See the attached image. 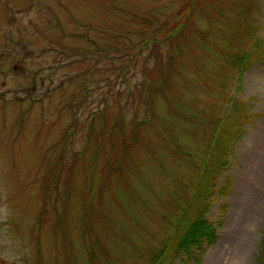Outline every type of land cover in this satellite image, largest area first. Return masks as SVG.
Here are the masks:
<instances>
[{
    "label": "rangeland",
    "instance_id": "374dc122",
    "mask_svg": "<svg viewBox=\"0 0 264 264\" xmlns=\"http://www.w3.org/2000/svg\"><path fill=\"white\" fill-rule=\"evenodd\" d=\"M186 5L193 22L184 35L195 38L180 41L181 64L164 89H150L158 114L125 154L112 123L119 111L133 113L129 102L150 78L143 63L162 59L166 44L161 33L142 40L137 19L173 17ZM229 44L249 62L240 78L234 68L216 78L210 71ZM173 103L177 112L167 114ZM244 109L216 180L227 195L206 214L217 240L173 264L255 263L264 227V0H0V261L92 264L90 253L93 264H150L177 208L206 183L198 168L210 131L233 133Z\"/></svg>",
    "mask_w": 264,
    "mask_h": 264
},
{
    "label": "trees",
    "instance_id": "16d2710c",
    "mask_svg": "<svg viewBox=\"0 0 264 264\" xmlns=\"http://www.w3.org/2000/svg\"><path fill=\"white\" fill-rule=\"evenodd\" d=\"M246 13H248V7L245 6V9H242L237 15L240 16ZM137 20L143 26L141 30L142 33H140L142 40L149 43L152 38V41H156L155 35L161 33L162 40L160 41L166 44L163 51L161 48L159 49L162 51V59L157 57L152 65H149L147 61L143 63L144 71H146L148 76L152 79V83H150V78H146L142 83V85L147 84L146 93L141 92L137 100L134 99L132 94L128 93V96L133 97L129 102L130 107L134 109L133 113L126 119L123 113L119 111L117 119L112 123L111 130L114 133L111 134L118 135L120 140L119 145L125 154H129V149L139 142L141 129L149 124L158 114L154 106L151 105L152 95L150 89L153 91H162L164 89V84H166V82H164L165 75L181 64L183 46L180 41L183 39V41L188 42L189 39V41L192 42L195 38V34L187 32V30L184 35L185 26L193 22L191 19V11H189V5L182 6L173 17L160 20L153 11H150L148 15L142 16ZM240 28H242L240 25L236 27V29ZM126 34L127 33H123L122 35ZM199 36H201V32H199ZM204 39L205 38H203V40ZM228 46L231 48V51H228L229 56H225V53H223V49L225 48L221 46V51L219 53L222 57L221 61L223 62L210 71L211 75L216 78L221 76L224 77L223 70L230 68L237 69L238 78H240L249 62L248 53H240L237 46L233 44H229ZM136 52L139 54L140 50ZM149 58L150 55L148 54L146 60H149ZM173 104V107L167 108V114H174L177 112V109H174L177 104ZM233 111L237 110L235 109ZM246 117L247 113L245 109L238 110V115L234 118L235 120H233V125L237 126V128L233 133L228 132L222 135L219 133L217 125L210 131L209 142L207 148L203 152L202 167L198 168L200 175L206 178V183L203 187L197 184L190 199H186L185 204L177 208V213H175L176 217L173 223H171L173 229L172 235L162 244L158 252H153L147 256V261L150 264H173L172 261L179 252H183L185 255L189 256L193 254L195 249L202 250L204 243L212 245L216 242V228L206 217V214L209 211L211 202L214 201V197H224L227 195L225 191L227 184L216 187V180L225 171L231 153V144L236 139L238 132L241 131L240 127L244 124L243 122ZM207 165H209V167H207ZM109 170L113 171L118 177L117 166L111 169L109 168ZM56 226L57 221L55 222V227ZM90 255L89 253L88 260L93 264V259ZM38 263L44 264L42 260H39ZM0 264H2L1 261ZM254 264H264V227Z\"/></svg>",
    "mask_w": 264,
    "mask_h": 264
}]
</instances>
